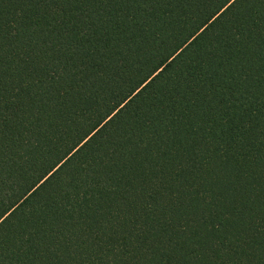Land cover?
Masks as SVG:
<instances>
[{"label":"trees","instance_id":"16d2710c","mask_svg":"<svg viewBox=\"0 0 264 264\" xmlns=\"http://www.w3.org/2000/svg\"><path fill=\"white\" fill-rule=\"evenodd\" d=\"M0 41V264H264V0H14Z\"/></svg>","mask_w":264,"mask_h":264},{"label":"snow or ice","instance_id":"6c2138e0","mask_svg":"<svg viewBox=\"0 0 264 264\" xmlns=\"http://www.w3.org/2000/svg\"><path fill=\"white\" fill-rule=\"evenodd\" d=\"M13 2L14 0H0V13H2L3 9L7 5ZM15 2L19 3L20 0H15ZM32 2H40L45 5L49 2V0H32ZM2 47H3V41H0V48ZM2 74H3V69L2 67H0V76H2ZM245 87H247V82L244 80V78H241L238 89L240 90V92H243ZM231 94L235 96L237 95V92L231 91ZM249 99H251V97H249ZM225 100L227 101V103L219 104L218 111L224 115H227L228 112L231 110V105L233 104V102L229 100L228 96L225 98ZM241 113L239 114L241 115ZM221 211H223V209H221ZM216 216H217V212L213 207L208 206L206 208H203L201 210L200 215L196 219V223L193 225L192 228L188 229V231L189 232L194 230L203 231L206 235L211 237L212 234L218 229V227H222V225H220L219 222L217 221ZM96 227H99L100 229L99 232L96 231ZM122 227H123V217H119L118 214L114 213L113 217L111 218V222H109L108 217L94 218L92 224L89 225V228L91 229V232L89 234L93 239L100 238L97 239V242H99V240L103 238V233L107 231H115L116 229H120ZM181 232L183 233L184 230L182 229Z\"/></svg>","mask_w":264,"mask_h":264}]
</instances>
